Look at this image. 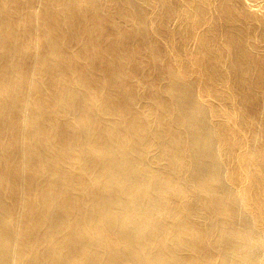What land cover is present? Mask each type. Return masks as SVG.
<instances>
[{
    "label": "bare ground",
    "instance_id": "obj_1",
    "mask_svg": "<svg viewBox=\"0 0 264 264\" xmlns=\"http://www.w3.org/2000/svg\"><path fill=\"white\" fill-rule=\"evenodd\" d=\"M0 264H264V0H0Z\"/></svg>",
    "mask_w": 264,
    "mask_h": 264
}]
</instances>
